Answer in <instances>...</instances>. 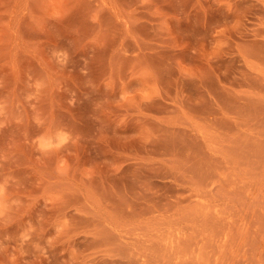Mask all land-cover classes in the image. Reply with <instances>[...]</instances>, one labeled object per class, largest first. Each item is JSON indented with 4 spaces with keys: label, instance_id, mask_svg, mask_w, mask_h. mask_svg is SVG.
Instances as JSON below:
<instances>
[{
    "label": "rangeland",
    "instance_id": "1",
    "mask_svg": "<svg viewBox=\"0 0 264 264\" xmlns=\"http://www.w3.org/2000/svg\"><path fill=\"white\" fill-rule=\"evenodd\" d=\"M0 186V264H264V0H0Z\"/></svg>",
    "mask_w": 264,
    "mask_h": 264
},
{
    "label": "clouds",
    "instance_id": "2",
    "mask_svg": "<svg viewBox=\"0 0 264 264\" xmlns=\"http://www.w3.org/2000/svg\"><path fill=\"white\" fill-rule=\"evenodd\" d=\"M59 53H54V55H58ZM70 104L75 106V100H70ZM73 142V135L70 132L64 131L60 129L56 132L54 137H40L38 139V145L40 150L42 151H51V150H59L63 148L65 145ZM3 191V186H0V192Z\"/></svg>",
    "mask_w": 264,
    "mask_h": 264
}]
</instances>
